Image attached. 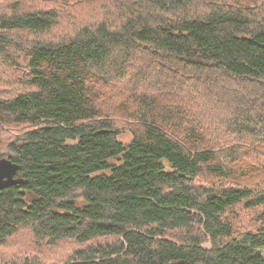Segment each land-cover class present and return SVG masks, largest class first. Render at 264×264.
Returning <instances> with one entry per match:
<instances>
[{
    "label": "trees",
    "instance_id": "obj_1",
    "mask_svg": "<svg viewBox=\"0 0 264 264\" xmlns=\"http://www.w3.org/2000/svg\"><path fill=\"white\" fill-rule=\"evenodd\" d=\"M122 4L116 27L100 21L24 47L12 34L45 33L57 12H0V57L13 66L12 54L24 60L13 79L23 89L0 97V129L22 131L0 153L22 179L0 192V247L28 227L46 243L78 244L61 264H264V226L237 232L232 216L238 205L264 207V179L256 187L229 184L243 145L217 136L249 139L264 169L263 8L245 0ZM154 62L159 81L166 63L176 62L174 78L190 68L196 84L179 112L158 102L156 85L125 92L121 80L136 85L132 73ZM120 88L126 103L115 100ZM109 96L118 103L102 108ZM193 101L204 115L175 122ZM216 109L212 132L197 124ZM127 118L135 121L132 139L121 142ZM246 169L242 176L261 173ZM202 174L218 184L197 183ZM258 216L264 222V208Z\"/></svg>",
    "mask_w": 264,
    "mask_h": 264
},
{
    "label": "rangeland",
    "instance_id": "obj_2",
    "mask_svg": "<svg viewBox=\"0 0 264 264\" xmlns=\"http://www.w3.org/2000/svg\"><path fill=\"white\" fill-rule=\"evenodd\" d=\"M140 0H0V12H10L11 10H54L58 14V23L52 27L49 31L42 34H29L25 32H19L12 34L11 38L15 43H20L21 45L29 46L36 39H40L42 36V40L45 42H57L62 41L63 39L69 38L72 34H76V30L80 29L81 26L97 23V22H108L111 27H116L119 22L120 12L115 9L116 3H128V4H137ZM245 2H250L253 5H258V7H262L264 11V0H245ZM122 4V5H123ZM135 6V5H134ZM26 9V10H25ZM118 17V18H117ZM76 31V32H75ZM72 35V36H73ZM14 59L17 61L15 66L11 64H7L8 59L0 57V97H9L16 93H19L23 88L17 86L14 83V77L16 68L19 65L24 63L22 58L15 57L12 54ZM6 61V62H5ZM161 65H159L160 67ZM167 74H165L164 78L159 81V77L156 79V75H154V68L158 67L156 62L151 68L148 70H144L142 75L137 74L135 72L132 75L136 78V85H132L127 83V79L121 80L124 85H126V90H135L138 93L143 94L144 92H153L151 88L153 85H156V93L154 96L157 98L159 103H163L168 110H175L179 112L182 107H178L180 101L183 99H187V92L191 90V86L196 84L195 80H192L191 70L187 68L185 71L183 70L178 78H174L176 71L172 70L176 66V62L166 63ZM163 66V67H165ZM162 69V68H160ZM158 70V69H156ZM143 74H145L143 78ZM10 79V82L8 80ZM151 87V88H150ZM105 91V90H104ZM113 92V91H112ZM123 89L120 88L117 93H115V100L123 102L122 99L126 96L124 94ZM108 98L101 99L102 108L105 106L106 108L113 107L118 102H114V100L109 96ZM202 102H192L189 110H184L185 112L180 116H177L176 121H184L189 116H197L201 114L200 106ZM133 105L129 104L128 116L132 114ZM210 113V112H206ZM204 113L201 114V117ZM215 117L211 118H199L195 120L197 124L201 127H212L211 124L218 120L219 110L216 109L213 113ZM128 126H125V122H121L119 125V140L121 142H128L132 139V132L129 130L133 125H135V121L127 118ZM133 124V125H132ZM189 126V125H187ZM20 127L10 125L7 130L0 129V153H7L8 143L10 140L17 138L21 134ZM228 133V132H227ZM222 132L217 134L221 139H233V141H238V143H242L243 147L241 153L243 154L242 160L235 166L238 171V176L229 180V184H233L238 182L240 184L253 185L257 186V182L264 179V169L261 168L262 158H259L258 153H256V148L252 146H248L250 140L246 139L243 136H236L232 133ZM242 137L243 139H241ZM246 144V145H245ZM255 167L254 171L261 172L258 177H245L242 176V173L249 174V170L246 168ZM246 169V170H245ZM240 174V175H239ZM197 183L202 184H210L216 183V179L211 178L208 175L202 174L197 178ZM258 187L264 188V183L258 185ZM264 207H259L253 210H245L242 205L236 206L232 211L235 212L234 215V224L237 232H245V231H255L259 227L264 226V222L259 219V213L263 210ZM78 246V244L73 240H61L55 243H46L44 240H38L33 236L32 230L28 227L20 228L13 236L8 238L3 246L0 247V264L10 263L13 261H27L28 264H61L62 262L68 260L70 258L71 252ZM208 246V245H206ZM264 257V251L261 252Z\"/></svg>",
    "mask_w": 264,
    "mask_h": 264
},
{
    "label": "water",
    "instance_id": "obj_3",
    "mask_svg": "<svg viewBox=\"0 0 264 264\" xmlns=\"http://www.w3.org/2000/svg\"><path fill=\"white\" fill-rule=\"evenodd\" d=\"M18 171L19 166L16 163L7 158L0 159V192L12 185L22 183V179L16 177Z\"/></svg>",
    "mask_w": 264,
    "mask_h": 264
}]
</instances>
